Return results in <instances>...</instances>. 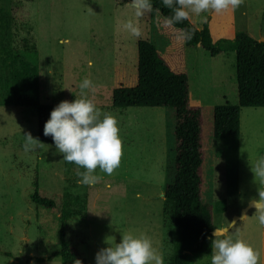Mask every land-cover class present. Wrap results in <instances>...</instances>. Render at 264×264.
Wrapping results in <instances>:
<instances>
[{"label": "rangeland", "instance_id": "1", "mask_svg": "<svg viewBox=\"0 0 264 264\" xmlns=\"http://www.w3.org/2000/svg\"><path fill=\"white\" fill-rule=\"evenodd\" d=\"M128 2L0 0V264H62L58 255L47 259L60 249L62 211L70 213L68 237L87 264H95V253L106 246V237L119 242L128 230L150 236L164 264H169L180 238L163 197L173 161L172 110L112 106L115 87L135 84L138 38L123 24L138 23L140 38L158 48L167 39L157 32L153 13L137 20ZM189 20L194 25L207 23L214 40L238 32L264 40V0H242L235 10L204 12ZM15 55L38 67L42 103L79 98V83L85 77L97 85L89 97L102 116L117 117L123 142L120 166L111 176L97 169L100 181L85 186L77 182V167L63 159L53 142L40 141L43 144L35 150H24L25 133L37 138V111L2 102L4 85L17 68ZM186 62L191 104H196L197 94L203 97L196 104L203 107L204 116L202 200L214 208V226L236 222L226 235L250 243L259 252L258 264H264V226L256 219L255 208L237 218L264 192V182L251 171L264 156V107L241 108L237 139L215 138L213 105L226 95L230 103L238 102L235 53L211 56L199 45L188 46ZM207 90L211 97L205 96ZM35 180L40 194L54 199V208L30 200ZM191 264H210V253L192 256Z\"/></svg>", "mask_w": 264, "mask_h": 264}, {"label": "trees", "instance_id": "2", "mask_svg": "<svg viewBox=\"0 0 264 264\" xmlns=\"http://www.w3.org/2000/svg\"><path fill=\"white\" fill-rule=\"evenodd\" d=\"M154 26L167 39L161 49L142 38L136 41L135 84L120 85L112 91V106L166 107L173 116V161L170 180L163 194L171 223L179 232L169 264H191L192 256L211 253L214 226L213 206L202 200L204 150L203 107L190 102L186 47L201 45L211 56L223 51L235 53L238 102H224L213 106L212 133L217 139H237L240 135L241 107H264V40L238 32L232 38L214 40L207 23L201 28L190 20L175 26L166 25L164 16L171 10L160 0H153ZM180 29L191 30L190 40L177 37ZM17 68L4 85L2 102L6 105L33 107L37 111V138L53 142L43 135V126L50 110L58 103L40 101V73L38 67L15 55ZM30 200L43 208L56 206L54 199L40 194L38 181L33 182ZM70 213L62 211L58 228L60 249L47 256H60L62 264H87L77 245L68 237ZM40 259V258H39ZM43 259H40L42 261Z\"/></svg>", "mask_w": 264, "mask_h": 264}, {"label": "clouds", "instance_id": "3", "mask_svg": "<svg viewBox=\"0 0 264 264\" xmlns=\"http://www.w3.org/2000/svg\"><path fill=\"white\" fill-rule=\"evenodd\" d=\"M241 3L242 0H160L162 7L171 10L170 15L164 16V23L170 26L204 12L220 14L228 9L235 10ZM127 4L134 9L137 20L159 11L154 8L153 0H129ZM123 28L136 38L142 36L139 24L131 20L125 22ZM192 35L191 30L180 29L177 38L187 41ZM88 63L91 67L92 61ZM96 87L91 79L83 78L79 83V98L60 101L50 110L49 118L43 126V135L51 136L55 149L59 150L63 159L77 167V182L85 186H94L100 181L97 169L111 176L120 166L123 155L117 117L110 113L102 116L100 109L89 97V92H94ZM24 137L25 151L35 150L43 144L30 133H25ZM251 171L264 182V156L257 159ZM251 203L255 208L256 219L264 226V192L258 193V198L251 200ZM235 224L232 221L227 227L214 228L210 243V264H258L259 252L250 243L226 235ZM104 243L106 246L95 253V264H164L162 253L145 233L128 230L121 233L119 242L114 236H108Z\"/></svg>", "mask_w": 264, "mask_h": 264}, {"label": "crops", "instance_id": "4", "mask_svg": "<svg viewBox=\"0 0 264 264\" xmlns=\"http://www.w3.org/2000/svg\"><path fill=\"white\" fill-rule=\"evenodd\" d=\"M191 21V20H190ZM192 23H193V21H191ZM196 27H198V28H201L202 26H200V25H196ZM199 45V44H198ZM199 46H201V45H199ZM211 61L212 60H210L209 59V62L211 63ZM200 70H202V66H200V67H198V72L200 71ZM198 76H200L199 74H198ZM210 86V85H209ZM208 89V88H207ZM211 92H209V90H207V92H206V97H211ZM200 97L203 99V97L201 96V94H197V102H196V104L197 103H199V99H200ZM229 99H231L230 97L228 98V96L226 95V96H222V103H224V102H229L230 100ZM235 99V98H234ZM238 101V100H237ZM230 103V102H229ZM196 104H193V105H196ZM214 106V105H213ZM241 108H252V107H241ZM258 108H263V107H258ZM240 113H241V109H240Z\"/></svg>", "mask_w": 264, "mask_h": 264}, {"label": "water", "instance_id": "5", "mask_svg": "<svg viewBox=\"0 0 264 264\" xmlns=\"http://www.w3.org/2000/svg\"><path fill=\"white\" fill-rule=\"evenodd\" d=\"M260 41H262V40H260ZM163 197H164V194H163ZM253 206V204L251 203V201L242 209V212H241V214L240 215H238V217L237 218H241V217H243V215H244V212L248 209V208H250V207H252ZM213 231H214V229L212 230V234H213Z\"/></svg>", "mask_w": 264, "mask_h": 264}]
</instances>
